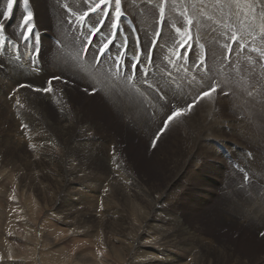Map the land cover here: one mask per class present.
Masks as SVG:
<instances>
[{
  "label": "rangeland",
  "instance_id": "1",
  "mask_svg": "<svg viewBox=\"0 0 264 264\" xmlns=\"http://www.w3.org/2000/svg\"><path fill=\"white\" fill-rule=\"evenodd\" d=\"M230 1L121 0L118 30L111 6L89 11L98 0H15L10 16L0 15V264H264V223H244L239 204L256 198L264 205V0ZM6 10L7 0H0V13ZM187 19L193 24L185 52L176 29L185 30ZM117 37L124 40L121 56L126 48L135 57L129 62L140 61V51L143 66L154 58L156 72L142 68L149 77L140 72L137 79L139 92L156 101L144 104L156 127L152 138L148 126L138 131L123 113L110 124L109 101L77 72L131 96L127 84H118L130 82L116 72L115 44L100 54L106 39ZM61 46L71 55L57 53ZM56 73L62 79L49 84ZM213 84L216 93L161 131L172 111L186 109ZM188 125L214 126L206 133L214 135L201 142L184 136ZM112 141L119 146L111 148ZM175 149L182 155L192 149L186 168Z\"/></svg>",
  "mask_w": 264,
  "mask_h": 264
},
{
  "label": "bare ground",
  "instance_id": "2",
  "mask_svg": "<svg viewBox=\"0 0 264 264\" xmlns=\"http://www.w3.org/2000/svg\"><path fill=\"white\" fill-rule=\"evenodd\" d=\"M230 1V0H229ZM234 2H236V0H234ZM245 2V1H244ZM229 3V2H228ZM230 3L233 5H235V4H239V3H232L231 1H230ZM230 4V5H231ZM236 5V6H237ZM233 7V6H232ZM235 8V7H234ZM237 8V7H236ZM235 8V9H236ZM240 9V8H239ZM236 11V10H235ZM239 11V10H238ZM237 11V12H238ZM241 11V10H240ZM108 36H109V34H107ZM68 36V35H67ZM69 37V36H68ZM70 38V40H72L71 39V37H69ZM95 42H96V39L95 38H92ZM106 40H108V39H106ZM116 40V41H115ZM48 41V40H47ZM63 42V41H62ZM66 42H64L63 44H65ZM115 44V45H114ZM113 45H114V55L116 54V55H118V56H121V54H120V52H121V50H123V46H124V40H123V43H121L120 42V38H115V39H113ZM121 46V48L118 50L117 48H118V46ZM88 47V46H87ZM59 48H61V49H59ZM58 49L59 50H56L57 51V53H62V57H68L69 55H71V53H68L67 51V49L68 48H64V46H61V47H59ZM91 49V48H90ZM84 50V49H83ZM94 51V50H93ZM75 54H77V53H75ZM125 54V53H124ZM126 54H128V52H126ZM209 55V54H208ZM89 56H90V54H89ZM131 55H129L128 54V57H130ZM142 56L143 55H141V51L138 53V56L136 57V59H140V65H141V70H142V68H148L149 70H150V74H149V76L152 74V73H154V72H156V66H155V63H154V58L152 57V55H150V57H151V59H149V58H147V61H146V66H143V62H142ZM149 56V55H148ZM55 57V56H54ZM54 57H53V59H54ZM59 57V56H58ZM61 57V56H60ZM62 57H61V59H62ZM93 57V55H91V58ZM131 57H133V56H131ZM203 57H206V56H203ZM134 59H135V57H133ZM202 58V57H201ZM59 59V58H58ZM66 60V59H65ZM65 60H63L64 62H65ZM82 60V62L84 63V61H83V58L81 59ZM50 62H52V60H49ZM58 62H56V60H54L53 62H56V63H60V61H62V60H57ZM209 61V57L207 58V62ZM56 63H55V65H56ZM62 63V62H61ZM4 64V63H3ZM7 64V63H6ZM51 65H52V63H50ZM130 64H132L131 62H130ZM54 65V64H53ZM64 65V63H62V65H60V67L61 66H63ZM66 65V64H65ZM58 66H59V64H58ZM69 67L71 66V65H68ZM67 66V67H68ZM59 67V68H60ZM98 67V66H97ZM100 67V66H99ZM103 66H101V68H102ZM154 67H155V69H154ZM208 67V66H207ZM7 68V67H6ZM57 68V67H56ZM71 68H72V66H71ZM9 69V68H8ZM50 69V68H49ZM138 69H139V67H138ZM65 70H67V69H65ZM74 70V69H73ZM122 70V66H121V68H120V71ZM8 71V70H7ZM147 71V70H146ZM11 72V71H10ZM77 72H78V74L81 76V78H82V80L85 82V83H87V84H89V83H91V84H93L98 90H99V93L97 94V95H99L100 94V97L101 96H103V100H108L109 101V107H110V109L113 111V118H112V121L110 122V124H112L113 126L115 125H117V123L115 122V118H117V116L115 117V115H119L120 113H123L124 114V119L126 120V121H129L130 123H132L133 125H135V124H137L138 125V131H140V132H145L144 130L146 129V127L148 126L149 127V131H150V138H152V136H153V133L155 132V130H156V127H155V125L151 122V120L148 118V116H147V114L146 113H148V111L145 109V107H144V104L145 103H149V105L151 104V108H152V106L155 104V99H151V101H148L145 97H144V95H142L140 92H139V90H138V88H141V86L139 85V81H137V80H135V83L134 84H131V83H127L126 81L125 82H123L122 80H119V82H118V84H119V86H121V85H124V84H127V86H128V89L129 90H131V92H132V95L131 96H133V97H131V96H128L124 91H123V89H121L120 87H118V88H115V87H113L107 80H105L104 78H101V77H91V76H89V75H87V74H85V73H82V72H80V71H78L77 70ZM13 73V72H12ZM11 73V74H12ZM10 74V73H9ZM57 74V73H56ZM18 75V74H17ZM58 75H60V73H58L57 74V76ZM78 75V76H79ZM8 76V75H7ZM19 76V75H18ZM122 76V75H121ZM148 76V77H149ZM21 77V76H20ZM21 78H24V77H21ZM16 80V79H15ZM33 81V80H32ZM16 82V81H15ZM141 82V81H140ZM19 83V82H18ZM151 84V83H150ZM6 85V84H5ZM14 85V84H13ZM58 86H61L62 87V84L61 83H58ZM89 86H91V85H89ZM87 87V86H86ZM93 87V86H92ZM94 87V88H95ZM147 88H149L148 86H146ZM96 91V90H95ZM5 93V92H4ZM7 95V94H6ZM161 96V95H160ZM1 97H4V96H1ZM237 99V98H236ZM239 99H241V98H239ZM239 99H237L238 101H239ZM244 99V98H243ZM5 100V99H4ZM7 100V99H6ZM245 100V99H244ZM240 102V101H239ZM247 103H249V102H244L243 104L245 105L246 104V106H247ZM242 104V105H243ZM7 105V104H6ZM9 105H10V103H9ZM147 105V104H146ZM233 105H235V104H233ZM236 106V105H235ZM12 107V106H11ZM248 107V106H247ZM253 107V106H252ZM251 107V108H252ZM151 108H150V110H151ZM236 108V107H235ZM250 108V107H249ZM250 108V109H251ZM149 109V108H148ZM238 109V108H237ZM243 110H246V108L243 106ZM122 111V112H121ZM247 111V110H246ZM249 111H251V110H249ZM256 111V110H255ZM206 112H208V111H206ZM250 113H252V112H250ZM249 113V114H250ZM242 114V113H241ZM246 114H247V112H246ZM253 115V114H252ZM248 117V116H247ZM27 118V117H26ZM61 118H63V117H61ZM120 118V117H119ZM252 118V117H251ZM251 118H249V119H251ZM264 118V117H263ZM65 119V118H64ZM71 119H72V117H71ZM74 119V118H73ZM78 119V118H77ZM118 119V118H117ZM121 119V118H120ZM185 119V118H184ZM229 119V118H228ZM29 120V119H28ZM63 120V119H62ZM67 120V119H66ZM66 120H65V122H66ZM80 120V119H79ZM124 120V121H125ZM255 120V119H254ZM48 121V120H47ZM75 121V120H74ZM117 121V120H116ZM121 121H123V120H121ZM187 121H189V120H187ZM204 121V120H203ZM60 122V121H59ZM80 122V121H79ZM78 122V123H79ZM227 122V121H226ZM230 122V121H229ZM258 122V121H257ZM256 122V123H257ZM61 123V122H60ZM70 123V122H69ZM68 123V124H69ZM122 123V122H121ZM120 123V121H119V126H122V124ZM127 123V122H126ZM148 123H149V125H148ZM206 123V122H205ZM22 124V123H21ZM50 124V123H49ZM207 124V123H206ZM221 124V123H220ZM219 124V125H220ZM243 124H244V122H243ZM245 124H247V123H245ZM61 125V124H60ZM64 125V124H63ZM249 125H251V124H249ZM257 125H259V124H257ZM263 125V124H262ZM114 126V127H115ZM128 126V125H127ZM136 126V125H135ZM209 126V125H208ZM259 126H261V124L259 125ZM76 127V126H75ZM124 127V126H123ZM129 127V126H128ZM227 127V126H226ZM263 127V126H262ZM36 128V127H35ZM63 128L64 129H66V123H65V125L63 126ZM137 128V127H136ZM188 128H189V130H187V131H184V133H183V135L185 136V135H188V136H191V138L193 137H200V142L201 141H203V139H204V137L205 136H212V135H214L213 133H209V134H207L206 135V133H207V131H209V129L210 128H214V126H211V127H209L207 130H205L204 128H197L196 126H193V127H191L190 128V126L188 125ZM217 128V127H216ZM220 128V127H219ZM129 129V128H128ZM132 129V128H131ZM131 129H129V132H134V131H132ZM251 129V128H250ZM258 129V128H257ZM217 130H220V129H217ZM65 131V130H64ZM148 131V130H147ZM221 131V130H220ZM250 131V130H249ZM260 130H258L257 132H259ZM77 132V131H76ZM87 132V131H86ZM247 131H246V129L244 128V127H242V129H241V132H240V134L242 135V134H245ZM253 132V131H252ZM251 132V133H252ZM139 133V132H138ZM255 132H253V134H254ZM257 134H259V133H257ZM263 134H264V132H263ZM73 135H75V134H73ZM139 135V134H138ZM221 135V134H220ZM249 135V134H248ZM256 135V134H255ZM227 136V135H226ZM254 136V135H253ZM257 136V135H256ZM263 136V135H262ZM115 137V136H114ZM219 137V136H218ZM259 137V136H258ZM50 138V137H49ZM67 137H65L64 139H66ZM87 138V137H86ZM217 138V137H216ZM221 138V137H220ZM229 138V137H228ZM115 139V138H114ZM140 139V138H139ZM210 139V138H209ZM263 139V138H262ZM216 140V139H215ZM221 140V139H220ZM223 140V139H222ZM226 140V139H225ZM238 140V139H237ZM259 140H260V138H259ZM38 141V140H37ZM213 141V140H212ZM229 141V140H228ZM89 143V142H88ZM179 143V141H175V147L177 146V147H180V145L178 144ZM206 143V142H205ZM233 143V142H232ZM238 143V142H237ZM260 143H261V141H260ZM58 144V143H57ZM93 144V143H92ZM212 144V143H211ZM262 144V143H261ZM60 145V144H59ZM110 147L111 148H113L114 146L115 147H118L119 145H118V143H114L113 141L112 142H110ZM49 146V145H48ZM262 147H263V145H261ZM51 147H53V146H51ZM54 147H57V145L55 146V144H54ZM109 147V146H108ZM52 149V148H51ZM264 149V148H263ZM175 151H179V149H175ZM205 151V150H204ZM233 151V150H232ZM42 152V151H41ZM203 152V151H202ZM259 152V151H258ZM175 153V152H174ZM38 154V153H37ZM211 154V153H210ZM256 154V153H255ZM45 155H47V154H45ZM56 155H57V153H56ZM55 155V156H56ZM192 155H193V152H192V149H189V150H187V151H185L184 152V154L182 155V151H179V153L178 154H176L175 155V157H177V156H179L180 157V160L178 161V162H181V164L185 167V166H187L190 162H191V159H192ZM206 155V154H205ZM264 155V154H263ZM34 156V155H33ZM38 156V155H37ZM68 156V155H67ZM109 156V155H108ZM248 156H252V153L251 152H248ZM256 156H257V154H256ZM59 157H63V154L62 155H59ZM74 157V156H73ZM219 157V156H218ZM64 158V157H63ZM62 158V159H63ZM66 158V157H65ZM61 159V160H62ZM68 159V158H67ZM66 159V160H67ZM108 159V158H107ZM119 159V158H118ZM60 160V161H61ZM72 160V159H71ZM253 160V159H252ZM264 160V159H263ZM73 162V161H72ZM253 162H254V160H253ZM260 162H261V160H260ZM260 162H258V163H260ZM257 163V164H258ZM262 163V162H261ZM255 164V163H254ZM197 165H199V164H197ZM252 165V164H251ZM246 166V165H245ZM254 166V165H253ZM258 166H259V164H258ZM84 168V167H83ZM186 168V167H185ZM262 168V167H261ZM108 169V168H107ZM123 169V168H122ZM257 169H258V167H257ZM264 169V168H263ZM117 170V169H116ZM64 171V170H63ZM120 171V170H119ZM119 171H117V172H119ZM261 171V170H260ZM109 172V171H108ZM116 172V171H115ZM122 172H124V171H122ZM214 172V171H213ZM125 173H126V171H125ZM212 173V172H211ZM215 173V172H214ZM119 174V173H118ZM122 174V173H121ZM262 173H260V175H261ZM105 175V174H104ZM109 175V174H108ZM114 175H115V173H114ZM130 175V174H129ZM255 175V174H254ZM259 175V174H258ZM264 175V174H263ZM263 175H261L262 177H263ZM112 176V175H111ZM184 176V175H183ZM223 176V175H222ZM230 176V175H229ZM121 177V176H120ZM125 177V176H124ZM113 178V177H112ZM118 178V177H117ZM181 178V177H180ZM203 178V177H202ZM206 178V177H205ZM119 179V178H118ZM210 179V178H209ZM222 179V178H221ZM260 179V178H259ZM117 180V179H116ZM232 180V179H231ZM252 180H253V176L251 175V178H250V182H252ZM262 180V179H261ZM207 181V180H206ZM225 183H226V181H224ZM255 182H257V181H255ZM70 183V182H69ZM197 183V182H196ZM203 183V182H202ZM206 183V182H205ZM140 184V183H139ZM201 184V183H200ZM256 184V183H255ZM254 184V185H255ZM257 184H258V182H257ZM138 185V184H137ZM204 185V184H203ZM207 185V184H206ZM117 186V185H116ZM123 186V185H122ZM244 187H248L249 185H243ZM253 186V185H252ZM68 187V186H67ZM169 187V186H168ZM257 187H259V186H257ZM261 187V186H260ZM202 188V187H201ZM204 188H206V187H204ZM203 188V189H204ZM207 188H209V187H207ZM218 188V187H217ZM222 188V187H221ZM264 188V187H263ZM199 189V188H198ZM255 189H257L256 188V186H255ZM261 189H262V187H261ZM128 190V189H127ZM209 190V189H208ZM243 190V189H242ZM211 191H212V189H211ZM228 191V190H227ZM235 191V190H234ZM251 191V190H250ZM254 191V190H253ZM253 191H251V192H253ZM257 191V190H256ZM262 191V190H261ZM219 192V191H218ZM244 192V191H243ZM246 192V191H245ZM244 192V193H245ZM198 193V192H197ZM213 193V192H212ZM222 193V192H221ZM227 193H230V192H227ZM143 194H144V192H143ZM185 194V193H184ZM224 194V193H223ZM226 194V193H225ZM232 194V193H231ZM249 194H250V192H249ZM252 194H254V192L252 193ZM256 194H257V192H256ZM258 194H260V192L258 193ZM258 194H257V196H258ZM264 194V193H263ZM142 195V194H141ZM191 195V194H190ZM209 195V194H208ZM207 195V196H208ZM261 195V194H260ZM259 195V196H260ZM177 196V195H176ZM230 196V195H229ZM247 196V195H246ZM255 196V195H254ZM258 196V197H259ZM143 197H144V195H143ZM199 197V196H198ZM253 197V196H252ZM257 197V198H258ZM261 197H264V196H261ZM200 198V197H199ZM237 198H239V197H237ZM254 198V197H253ZM176 199V198H175ZM193 199V198H192ZM195 199V198H194ZM218 199V198H217ZM254 199H256V198H254ZM253 199V200H254ZM237 200V199H236ZM253 200L252 199H249V200H247L246 199V201H241L239 204L241 205V206H243V209L246 211V213H247V217L245 218V219H242L243 221H244V223H247V225L250 223V221H251V219L253 218L257 223H264V205H263V203L262 202H260L259 200L258 201H255V202H253ZM199 201V200H198ZM198 201H196V202H198ZM205 201V200H204ZM209 201H211V200H209ZM212 202V201H211ZM166 203V202H165ZM190 203V202H189ZM199 203V202H198ZM234 203V202H233ZM123 204V203H122ZM191 204V203H190ZM200 204V203H199ZM193 205V204H192ZM233 205H235V204H233ZM234 208V207H233ZM239 208V207H238ZM236 209V208H235ZM241 209V208H240ZM30 211V210H29ZM238 211V210H237ZM237 213V212H236ZM245 213V212H244ZM232 217L234 218V220H237V218L236 217H234L233 215H232ZM238 217V216H237ZM223 219V218H222ZM227 221H229V219L228 218H225ZM241 220V221H242ZM223 221V220H222ZM240 221V222H241ZM153 224H155V223H153ZM152 224V225H153ZM243 224V223H242ZM171 225V224H170ZM151 226V225H150ZM156 226H158V225H156ZM174 227V226H173ZM158 229V228H157ZM156 229V230H157ZM160 230V229H159ZM169 230V229H168ZM154 231H155V229H154ZM166 232H167V230H166ZM173 232V231H172ZM262 232V231H261ZM199 233V232H198ZM195 234V233H194ZM190 235V234H189ZM192 235V234H191ZM175 236V235H174ZM193 238V237H192ZM204 239V238H203ZM169 240V239H168ZM201 241V240H200ZM140 242V241H139ZM198 243H199V241H198ZM165 244V243H164ZM202 244V243H201ZM192 245V244H191ZM198 245V244H197ZM205 246V245H204ZM197 247V246H196ZM200 247V246H199ZM193 248V247H192ZM195 248V247H194ZM193 248V249H194ZM169 251V250H168ZM193 251V250H192ZM143 253H145V252H143ZM152 253V252H151ZM164 253V252H163ZM166 253V252H165ZM147 254H148V252H147ZM169 254V253H168ZM188 254V253H187ZM190 254V253H189ZM154 255V254H153ZM171 255V254H170ZM152 256V255H151ZM158 258V257H157ZM170 258V257H169ZM162 260V259H161ZM174 261V260H173ZM160 262V261H159ZM181 262V261H180ZM148 263V262H147ZM158 263V262H157ZM102 264V263H101ZM152 264V263H151Z\"/></svg>",
  "mask_w": 264,
  "mask_h": 264
},
{
  "label": "snow or ice",
  "instance_id": "3",
  "mask_svg": "<svg viewBox=\"0 0 264 264\" xmlns=\"http://www.w3.org/2000/svg\"><path fill=\"white\" fill-rule=\"evenodd\" d=\"M24 2H25V4H27L28 0H24ZM14 3H15V0H7V10L5 12H3V13H0V15H2L5 19H7L10 16L11 12H12ZM105 6H111L112 7L113 12L115 13V15H114V23H113L112 27L118 30L119 22H120V20H121V18L123 16L122 9H121V0H98V2H94L93 3V5L90 7L89 11L92 12V13H95L98 10L103 11V8ZM253 11H254V9H253ZM88 15H89V12H85L83 15L78 16L77 19L79 21L83 22ZM105 15H107V13H105ZM160 15H161V21L163 22V17H164L163 8H161V10H160ZM31 19H32V13L28 12L27 17L25 18V22L27 24V32L29 34L33 33V28H32V25H31ZM192 24H193L192 19H187V26L188 27L185 30L182 31L179 28L176 29V31L178 33H180L181 36L183 37V40L181 42V47L184 49L185 52L188 51L187 41L192 39V33H191ZM0 29H3V25L2 24H0ZM97 31H99V29H95L92 34L95 35V33ZM157 35H159V34H157ZM27 38L28 37H26V39ZM231 40L234 43H238V37L236 36L235 33H233V35L231 36ZM89 43H90V41H89ZM112 43H113V40L112 39H108L103 44V47L100 49V54L103 55L105 53V51L110 47V45H112ZM225 48L227 49V52L230 55V53L232 51L231 48L228 45H225ZM84 51L87 52V49H84ZM124 51H125V54H126L127 49L125 48ZM141 55H146V54L142 51ZM148 58L151 59L150 55L148 56ZM225 58H227V57H225ZM139 63H140V61L136 60V63L133 64V68L135 69L138 66ZM203 63H204V60H203V58H201L200 59V64H203ZM115 66L117 67V70L119 71L120 70V62L117 61ZM60 79H62L60 76H55V77L50 78L48 83L51 84L52 80H60ZM129 79H131V77H129ZM19 87H32L33 90H35L37 92H39V91H50V88L42 89L40 87H37V86H34V85H29V84H22V85H19ZM216 92H217V87H216L215 84H213V85H211L208 88V90L203 91L198 96L196 101H194L192 104H188L186 109L177 108L175 111H172L171 114L168 115L167 119L164 121L163 128L161 129V131H163V130H165L167 128L168 122H170L173 118H175L176 116H178L180 114H184L188 110H190L194 106V103L199 102V100L204 99L205 97H211L212 94L216 93ZM161 99H163V97H161ZM154 145H155V141L153 142V146ZM261 235H264V233H261Z\"/></svg>",
  "mask_w": 264,
  "mask_h": 264
}]
</instances>
